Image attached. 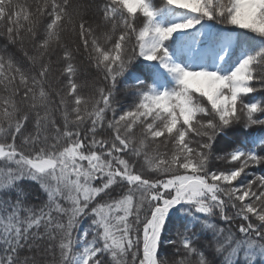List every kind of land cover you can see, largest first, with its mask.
<instances>
[{"label":"snow or ice","instance_id":"obj_1","mask_svg":"<svg viewBox=\"0 0 264 264\" xmlns=\"http://www.w3.org/2000/svg\"><path fill=\"white\" fill-rule=\"evenodd\" d=\"M81 8L73 0H0L7 44L23 57L0 48V192L16 194L0 198V264H37L19 253L45 240V252H58L55 264H216L197 247V225L211 233L205 247L218 264L264 260V175L240 179L264 164L256 151L264 136L217 157L234 167L210 163L218 138L242 120L264 127V99L251 95L264 86V0H105L110 30L100 35ZM69 25L110 81L90 97L79 93L74 54L63 44ZM56 48L66 64L62 124L49 109L47 57ZM127 75L133 102L122 108L116 86ZM32 111L34 132L25 135ZM103 128L110 138L98 135ZM24 180L45 194L39 206L24 202ZM178 212L183 229L165 237ZM217 215L242 221L240 237L212 223ZM164 243L182 258L165 259Z\"/></svg>","mask_w":264,"mask_h":264},{"label":"trees","instance_id":"obj_2","mask_svg":"<svg viewBox=\"0 0 264 264\" xmlns=\"http://www.w3.org/2000/svg\"><path fill=\"white\" fill-rule=\"evenodd\" d=\"M156 3H159L160 0H155ZM74 4H81L87 8V11L84 12V8H81L80 11L84 13L85 21L90 24L94 30H96L97 35H100L103 32L110 30V25H107L102 20V12L105 6V0H73ZM13 6L16 4H27V5H35V0H12ZM78 20V17H77ZM6 22L0 24V48H7L8 52L14 53L17 59L23 62L22 53L19 50L18 46H12L7 44V36L5 32ZM63 44L73 52L74 54V64L76 66L77 72L75 76V81L79 85V93L84 97H90L95 95L97 89L99 88H107L110 86V81L105 80L103 73L99 72L95 66L89 61L87 53L83 50L81 46V41L77 35V32L73 30L72 26L69 25L62 34ZM133 42L129 41L128 47H132ZM28 50L31 52V47L27 46ZM63 48H56L47 59L51 63V73L49 76L48 84L50 85V99L51 103L49 105V109L51 110L52 118H54L57 123L62 124V110L58 109L60 96L57 93L63 94V89L66 85V77L61 75V72L64 67H66L65 62L62 59ZM141 66L137 65L131 71L132 72H140ZM134 84V80L130 75H127L123 78H118L117 86H116V94L115 99L119 103V107L127 108L132 102L133 98L130 95V86ZM258 91L256 93L251 94L255 97V101H260L264 99V86L259 84L256 85ZM3 93L2 89H0V95ZM41 115H43V110L41 109ZM257 115H260L257 113ZM108 117H111V113H108ZM260 118L264 119V116H260ZM34 120H35V111H32L30 114V121L27 124V128L25 131V135L28 133L34 132ZM52 129L49 127V133L51 134ZM98 135L110 138V130L107 128L98 129ZM259 136H264V127L262 126H252L250 128H245L243 125V120L240 124L236 125L233 129H230L226 134L222 137L218 138L217 143L214 145L213 159L210 162L213 168H221L227 169L232 168L236 165L237 162H225L222 159H217V157H223L228 152L234 150L237 147H244L245 145L250 146V142ZM22 142V137H19L17 143ZM51 142V141H50ZM161 151H164L163 146L160 148ZM256 151L258 153L264 154V146H257ZM138 163H143L142 158L138 161ZM2 164V162H0ZM247 176L245 177L243 174L241 176V180L254 179L255 177L264 175V164L261 165H250L246 168ZM145 173H147L145 169ZM236 183H239L237 181ZM20 187L24 190V202L28 205L39 206L43 201L46 200L45 194L40 190L38 184L30 181L24 180L20 182ZM120 190L117 189L114 193L115 195H119ZM15 192H0V198L7 200L11 197L13 200L15 199ZM235 212L234 209H229V215H232ZM185 222V217L182 216L181 213H176V216L173 217L172 224L168 227V231L165 233V237H170L175 239L176 232L178 229L182 230ZM211 222L214 223L218 228H224L226 230H231L238 238L240 237V233L238 231V225L242 222L239 219H236L232 222H226L220 218L219 215L211 218ZM253 222H256L253 218ZM89 221L84 220L81 224V230L88 225ZM193 231L197 232L200 235V239L197 241V247L206 252L210 258L215 259L216 264L219 262V257H213L212 253L208 252L206 249V245L209 240H211V233L208 231H201L199 225L193 227ZM31 243V241H30ZM39 247H33L32 250H29L27 247L20 251L19 257L23 260L24 257H32L35 258L37 264H55L56 259L58 258V252L48 251L45 252L44 249L48 247L47 240L45 241H37ZM3 245H0V254H2ZM161 253L165 259L171 261L172 259L179 260L182 258V254L172 255L174 249L164 243L161 247ZM108 257L105 256V260ZM195 257H192L193 262L195 261ZM256 264H264V260L257 259Z\"/></svg>","mask_w":264,"mask_h":264}]
</instances>
